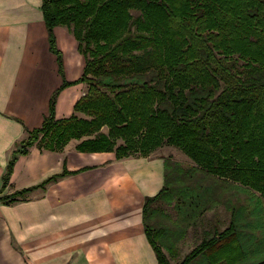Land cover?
Segmentation results:
<instances>
[{
  "label": "trees",
  "instance_id": "1",
  "mask_svg": "<svg viewBox=\"0 0 264 264\" xmlns=\"http://www.w3.org/2000/svg\"><path fill=\"white\" fill-rule=\"evenodd\" d=\"M42 8L61 74L57 25L73 32L85 66L76 81L63 80L42 124L18 142L0 192L19 155L32 145L61 150L69 139L87 136L77 150H115L117 158L138 151L148 156L168 142L206 173L264 198V0H43ZM81 81L88 90L74 108L89 118H56L60 90ZM118 137L124 143L115 148ZM72 172L65 167L0 200L12 203ZM180 188L170 184L166 170L164 187L144 203L145 231L162 264H172L157 242L169 230L152 223L153 204L193 202L190 190ZM230 210L229 225L203 238L178 264H193L200 256L206 264H238L259 253L263 257L251 264H264V236L247 235L240 222L248 206L238 211L232 204Z\"/></svg>",
  "mask_w": 264,
  "mask_h": 264
},
{
  "label": "crops",
  "instance_id": "2",
  "mask_svg": "<svg viewBox=\"0 0 264 264\" xmlns=\"http://www.w3.org/2000/svg\"><path fill=\"white\" fill-rule=\"evenodd\" d=\"M43 0H0V190L12 151L42 124L63 80L76 81L85 56L67 26L54 28L64 76L51 51ZM87 92L74 82L60 90L56 118L68 117ZM162 155L61 150L34 144L17 158L10 194L65 167L74 171L12 203L0 200V264H162L143 220L145 199L165 185Z\"/></svg>",
  "mask_w": 264,
  "mask_h": 264
},
{
  "label": "rangeland",
  "instance_id": "3",
  "mask_svg": "<svg viewBox=\"0 0 264 264\" xmlns=\"http://www.w3.org/2000/svg\"><path fill=\"white\" fill-rule=\"evenodd\" d=\"M74 114L77 117L89 118L81 110H75ZM101 130L107 132L108 128L103 126ZM43 135L44 133L40 135V139ZM86 137H73L63 144V148L67 146L76 148V145ZM123 143L124 139L118 137L115 140V148ZM112 151L115 152V150ZM132 154L138 155L140 152ZM148 155L164 156L168 163L167 173L170 184L177 188L181 187L182 190L188 188L191 195L189 200L194 198L193 202H186L182 207L176 205L177 198H174L172 203L160 199L153 204L157 208V212L151 220L152 223L156 227L164 226L169 230V234H164L157 242L162 246L172 264H178L203 238L227 227L232 218L230 210L232 204L238 207V211L242 210L244 206H248V211L243 213L244 217L240 221L244 223L243 230L247 235L254 234L257 235L256 238L264 236V198L260 197L258 193L233 181L206 173L198 168L195 162L180 148L168 142L164 141ZM247 237L249 238V236ZM261 257L263 255L260 253L254 254L238 264H251ZM193 264H206V262L200 256ZM220 264L226 263L221 262Z\"/></svg>",
  "mask_w": 264,
  "mask_h": 264
}]
</instances>
